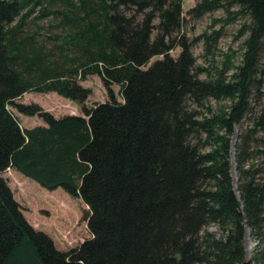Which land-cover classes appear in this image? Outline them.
<instances>
[{
	"label": "trees",
	"instance_id": "1",
	"mask_svg": "<svg viewBox=\"0 0 264 264\" xmlns=\"http://www.w3.org/2000/svg\"><path fill=\"white\" fill-rule=\"evenodd\" d=\"M54 1L0 0V173L12 167L83 200L91 236L55 248L0 176V264H250L257 254L245 258V228L264 236V106L255 101L264 95V0H199L187 11L196 18L225 6L231 20L247 17L234 72L202 79L179 34L180 0H58L62 11ZM50 14L59 33L28 27ZM91 73L109 99L86 107L90 89L78 81ZM28 91H54L83 114L16 100ZM208 98L228 104L211 113ZM7 105L44 124L23 128ZM244 117L251 127L234 143V188L229 136ZM256 154L262 161L248 163Z\"/></svg>",
	"mask_w": 264,
	"mask_h": 264
},
{
	"label": "rangeland",
	"instance_id": "2",
	"mask_svg": "<svg viewBox=\"0 0 264 264\" xmlns=\"http://www.w3.org/2000/svg\"><path fill=\"white\" fill-rule=\"evenodd\" d=\"M198 1L180 0L183 21L179 28V34H182L185 42L190 43V51L195 57L196 76L199 79L208 77V73L210 72L212 76L216 69H224L225 73L223 75L227 77L230 72H234L235 67L241 59L243 47L241 40L243 36L240 35L238 27L241 22L247 21V17L242 15L231 20V17L234 16L230 15L225 10V6H223L212 9V11H205L200 17L195 18L187 11L192 6H195L194 4ZM221 3L224 4V0H221ZM53 4L61 11L67 8L64 1L55 0ZM237 7L238 5H234L230 9L237 10ZM55 23L58 24L59 19L56 15L50 14L47 17L33 18L29 20L27 25L32 30L37 29L39 25V32L47 35L60 32L62 24L57 26ZM215 31L219 32L216 33ZM204 34L210 35L209 39H206ZM43 38L47 44L54 41V38ZM180 49L181 45L177 44L176 47L169 50V55L176 57ZM228 55L230 59L225 61ZM156 58L160 59L162 57L155 55L151 58L150 63ZM78 82L90 89L88 98L84 102L86 107H91L94 102H103L109 99L106 88L101 84L99 76L96 73H91L84 80L81 79ZM118 88V84L112 85L111 91L115 99L122 100V97L118 93ZM260 90L264 91V84ZM16 100L21 101L23 104L34 102L54 116H63L67 113L74 115L83 114L77 102L72 101L70 98L61 97L54 91L47 93L28 91L17 97ZM255 101L260 106H264V95L260 94V96L256 97ZM227 104V100H213L209 98L204 103V105H209L211 113H216L220 106ZM258 104L255 105V109L259 108ZM7 107L12 113L17 115L19 125L23 128L44 124L43 120L35 114L28 116L18 112L9 105ZM190 107H196L203 115L207 113L206 106L198 108L191 104ZM199 116L197 115V117ZM249 121V118L244 117L239 126L233 125V132L229 136L232 146L230 147V154L232 155L230 159V177L234 188L238 182V171L233 160V147L239 138V134H242L245 127H251ZM261 133L262 131L259 129L257 135L261 136ZM259 161H262V156L261 154H256L248 163L256 164ZM0 176L6 179V183L12 190V197L18 202L19 211L23 213L26 222L51 236L55 248L68 250L74 244L77 245L84 238L91 236L88 233L87 224L84 220L87 211L86 205L80 198L68 195L60 186L54 190L40 187L36 181L30 180L25 175L12 169V167H7L0 173ZM209 228L218 233L213 223L209 225ZM243 241L246 260L257 254V258L250 260V264H264V236L262 235L258 240L251 236L250 229L246 227Z\"/></svg>",
	"mask_w": 264,
	"mask_h": 264
},
{
	"label": "water",
	"instance_id": "3",
	"mask_svg": "<svg viewBox=\"0 0 264 264\" xmlns=\"http://www.w3.org/2000/svg\"><path fill=\"white\" fill-rule=\"evenodd\" d=\"M246 229V228H245Z\"/></svg>",
	"mask_w": 264,
	"mask_h": 264
}]
</instances>
